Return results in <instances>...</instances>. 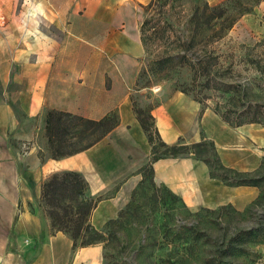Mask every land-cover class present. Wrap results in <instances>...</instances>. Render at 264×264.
<instances>
[{
  "label": "crops",
  "instance_id": "1",
  "mask_svg": "<svg viewBox=\"0 0 264 264\" xmlns=\"http://www.w3.org/2000/svg\"><path fill=\"white\" fill-rule=\"evenodd\" d=\"M152 1L0 0V264L102 263L99 244L73 248L67 234L50 231L39 206L41 184L55 173H79L88 194L102 196L90 216L97 230L129 202L141 179L137 172L150 159L130 94L145 67L141 25ZM205 1L215 6L225 0ZM47 110L91 120L116 112L118 123L85 150L41 157ZM149 113L168 146L210 141L221 164L238 171L255 169L263 157L264 128L231 127L212 106L181 91L159 99ZM24 143L30 144L27 151ZM152 170L156 183L191 208L240 207L258 193L211 178L192 155L160 158Z\"/></svg>",
  "mask_w": 264,
  "mask_h": 264
},
{
  "label": "rangeland",
  "instance_id": "2",
  "mask_svg": "<svg viewBox=\"0 0 264 264\" xmlns=\"http://www.w3.org/2000/svg\"><path fill=\"white\" fill-rule=\"evenodd\" d=\"M223 5L219 18L212 17L205 0H154L145 7L147 56L131 87L132 107L147 111L172 91L188 94L204 105L214 107L217 102L224 106L229 97L225 82L254 80L262 84L264 75L254 63L264 54V0H232ZM231 18L235 19L232 26L220 30ZM246 47L255 49L248 52ZM183 56L192 63H210L211 72L197 74ZM112 113L117 120L116 112ZM44 144L41 157L49 156L46 139ZM23 145L30 148L29 143ZM260 150L264 157V148ZM155 184L159 187L156 193L146 184L134 195L132 206L118 213L116 222L107 221L99 229L104 233L103 241L97 243L102 248L101 264H211L215 255L225 252L227 240L236 230L251 228H259L260 234L243 244L241 255L226 258L225 264H264V204L253 206L256 197L240 207L221 203L191 208L163 185ZM156 194L164 195V204ZM90 216L91 212V224Z\"/></svg>",
  "mask_w": 264,
  "mask_h": 264
},
{
  "label": "trees",
  "instance_id": "3",
  "mask_svg": "<svg viewBox=\"0 0 264 264\" xmlns=\"http://www.w3.org/2000/svg\"><path fill=\"white\" fill-rule=\"evenodd\" d=\"M230 1L232 0H225L221 4L210 6L209 11L213 14L212 17H221L224 11V5L222 6V4L226 5ZM224 19H227V17ZM234 20V18L226 20L228 21L226 27L220 26L219 29H229ZM148 23L147 20H143L141 25V37L144 45L143 34L145 25L147 28ZM193 41L194 35L189 41L191 47ZM246 49L248 52H253L255 47H246ZM259 57L261 59L254 64L256 69L264 75V54L260 53ZM215 58L214 60H216ZM183 60L199 75H208L211 72L210 63L208 65L207 62L201 60L192 63L186 56H183ZM225 83L227 85L226 93L229 95L226 101L227 104L221 106L216 102L213 107L214 112L231 127L251 123L264 126V80L262 84L254 80ZM254 87H256V90H254ZM222 107L223 110L221 111L220 108ZM133 111L147 136L151 150L149 161L137 172L141 175V179L131 192L130 200L126 205L127 208L132 206L136 192L142 190L146 184H150L155 193L159 190L153 179L152 163L160 158L178 155H192L195 159L203 161L208 167L209 176L220 180L224 185L257 188L258 195L251 204L253 206L264 204V157H262L259 165L251 171H238L225 167L221 164L212 142L201 139L192 144H185L178 141L176 144L168 146L161 141L153 127L149 109L146 111L133 107ZM117 123L118 121L114 118L112 112L99 120H91L63 111L47 110L43 116V124L49 156L51 158H61L85 150L104 137ZM159 148H162L161 152H158ZM147 169L148 173L145 174ZM117 188V186L114 188L113 193ZM171 194L177 197L175 194ZM101 198L102 196L93 198L88 194L87 184L79 173L65 171L51 175L41 184L39 202L46 216L50 219V231L52 233L62 232L67 234L72 239V247L75 248L103 241L104 233L95 229L88 221L90 212ZM155 198L159 202L165 203L164 195L159 197L156 194ZM120 213L122 214V211ZM114 222H116V219L109 220L107 224ZM258 234H260L259 228L236 230L228 238L225 252L220 253L222 256L215 255V259L211 261V264H225L226 258L241 255L244 251L243 244L256 238ZM78 239H80V242H77Z\"/></svg>",
  "mask_w": 264,
  "mask_h": 264
},
{
  "label": "built area",
  "instance_id": "4",
  "mask_svg": "<svg viewBox=\"0 0 264 264\" xmlns=\"http://www.w3.org/2000/svg\"><path fill=\"white\" fill-rule=\"evenodd\" d=\"M23 148L25 151H27L29 149L28 146H26V145H23Z\"/></svg>",
  "mask_w": 264,
  "mask_h": 264
}]
</instances>
